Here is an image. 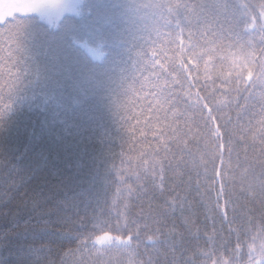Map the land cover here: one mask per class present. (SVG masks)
Returning a JSON list of instances; mask_svg holds the SVG:
<instances>
[{
    "label": "snow or ice",
    "instance_id": "1",
    "mask_svg": "<svg viewBox=\"0 0 264 264\" xmlns=\"http://www.w3.org/2000/svg\"><path fill=\"white\" fill-rule=\"evenodd\" d=\"M134 11L143 37L133 73L122 80L123 91L113 101L120 142L130 123L121 98L134 91L149 70L156 74V82L145 108L163 111L166 127L127 179L115 166L117 152L109 149L107 195L96 199L90 212L62 231L63 236L72 237L71 243H59L39 232L28 239H13L11 233L16 230L7 222L0 225V264H68L65 257L69 256L72 264H264V258L257 261L254 255V243H249L243 209L226 195L222 181L218 187L217 180L196 164L199 145L191 135L193 126L202 124L213 135L219 130L223 142L226 125L221 120L227 117L245 131L253 127V134L259 133L264 144V0L259 4L253 0H143L134 4ZM33 16L57 18L64 25L49 38L48 47L70 80L75 81L81 60L102 58L98 25L86 26L76 6L62 0H0V37L4 38L0 43L7 45L19 67L6 95L0 88V128L22 82L29 79L22 64V33ZM177 44L178 51L169 58L166 54ZM147 47L154 49L151 60L144 52ZM143 115L142 111L131 119L139 122ZM8 164L4 157L5 169ZM83 169L84 162L78 161L74 175ZM117 180L128 185L122 207L112 196ZM75 200L92 202L93 197L84 189L59 204L67 206ZM134 209H138L135 215ZM258 231H264V220Z\"/></svg>",
    "mask_w": 264,
    "mask_h": 264
},
{
    "label": "trees",
    "instance_id": "2",
    "mask_svg": "<svg viewBox=\"0 0 264 264\" xmlns=\"http://www.w3.org/2000/svg\"><path fill=\"white\" fill-rule=\"evenodd\" d=\"M142 2L73 0L86 18V26L98 25L96 31L101 34L98 46L102 53L98 61L81 60L75 81L60 69L48 47L49 38L59 34L64 25L59 19L50 22L40 16L28 18L22 33V64L29 79L22 82L0 128V210H3L0 225L7 222L16 230L11 233L13 239H28L31 233L39 232L59 243H71L72 237L63 236L62 231L78 216L90 212L96 199L107 195L105 160L109 149L117 152L115 166L127 179L129 172L143 163L144 154L150 152L166 127L163 111L149 112L145 108L156 82V74L149 70L135 84L134 91L121 98L130 123L124 141L120 142L113 101L123 91L122 80L133 73L135 53L143 37L134 4ZM253 2L259 4L260 0ZM3 39L0 37V41ZM162 46L163 43L156 48ZM178 47L177 44L166 55L170 58ZM0 49V88L6 95L19 67L15 66L17 58L7 51V45L0 43ZM153 51L151 47L144 49L148 60L153 59ZM143 56L144 53L142 59ZM142 111L144 115L139 122L131 119ZM221 124L226 125L223 142L219 130L213 135L202 124L193 126L191 135L199 145L195 161L201 172L206 171L217 180L218 187L222 181L226 195L243 209L244 229L249 233V243H254L258 261L264 258V231H258L260 221L264 220V144L259 141L260 134L254 135V128L247 127V122L246 131L235 119L229 123L224 117ZM4 157L9 163L7 169ZM78 161L84 162V169L75 176L74 165ZM13 169L22 175V181L15 177ZM84 189L92 195V202L75 200L67 206L59 204ZM127 190L128 185L119 180L113 185L112 196L117 206L125 203ZM137 211L134 209L133 215ZM67 250L65 247L64 251ZM65 259L72 264L71 256ZM75 259H80L79 254Z\"/></svg>",
    "mask_w": 264,
    "mask_h": 264
},
{
    "label": "rangeland",
    "instance_id": "3",
    "mask_svg": "<svg viewBox=\"0 0 264 264\" xmlns=\"http://www.w3.org/2000/svg\"><path fill=\"white\" fill-rule=\"evenodd\" d=\"M62 2L73 5V0H62ZM43 18L50 22H54L55 20H58L57 18H47V17H43Z\"/></svg>",
    "mask_w": 264,
    "mask_h": 264
}]
</instances>
